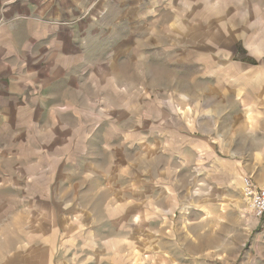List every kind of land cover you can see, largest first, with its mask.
I'll return each mask as SVG.
<instances>
[{"label": "clouds", "instance_id": "obj_1", "mask_svg": "<svg viewBox=\"0 0 264 264\" xmlns=\"http://www.w3.org/2000/svg\"><path fill=\"white\" fill-rule=\"evenodd\" d=\"M262 89L264 0H0V264H264V139L225 116Z\"/></svg>", "mask_w": 264, "mask_h": 264}, {"label": "rangeland", "instance_id": "obj_2", "mask_svg": "<svg viewBox=\"0 0 264 264\" xmlns=\"http://www.w3.org/2000/svg\"><path fill=\"white\" fill-rule=\"evenodd\" d=\"M223 94L225 93H222V95ZM227 94L232 95V93ZM261 94L264 95V89L261 90ZM236 97L238 109L225 113V116L231 117V120L228 123L229 136L233 141L231 151H235L239 146V142L247 139L248 137H254L256 140L264 139V131H261V129H264V108H261L258 111L257 109L259 106L245 100L244 96L240 93H236ZM241 101L243 102L241 103ZM225 116L220 117V121L217 125L218 132L223 131L225 128ZM192 124L193 121L189 119L186 123H184L183 127H180L178 125L175 129L170 130L171 132L169 131L168 133H166V135H169L177 144L182 145V152L191 153L197 156L199 155L197 149L203 150V146L207 145V147L215 153V157H212L208 153L205 154V169L227 166L231 160V157L225 153L222 146L223 142L217 141V137L215 134L212 135L211 140H209L208 136L201 135L202 132L206 131V129L204 128H201L200 132H192L188 130ZM141 148V145H136L134 149L130 150V152L138 153ZM260 171L261 169H256L257 176L259 175ZM63 186L65 188L68 187L65 184ZM53 188H55V185ZM87 191H89V189L87 188L81 190L82 193H85ZM228 191L230 192V189ZM220 192L225 195L227 194L224 192V189H222ZM81 199H83V196H81ZM45 202L48 208L50 202ZM71 211L72 210L70 209L69 212ZM223 223L224 218L220 217L217 227H219V225ZM61 231H63V229H61ZM135 254H141V250L138 247L135 250ZM69 255H72V253H69ZM128 264H132V262L129 261ZM136 264H139L138 260L136 261Z\"/></svg>", "mask_w": 264, "mask_h": 264}, {"label": "crops", "instance_id": "obj_3", "mask_svg": "<svg viewBox=\"0 0 264 264\" xmlns=\"http://www.w3.org/2000/svg\"><path fill=\"white\" fill-rule=\"evenodd\" d=\"M170 131V130H169ZM171 132V131H170ZM171 134V133H169ZM221 167V166H220ZM218 167V168H220ZM58 177H59V172L57 173ZM223 177H220L219 180L222 182L223 181ZM71 183H74L75 182V178H73L71 181ZM68 183L69 182H65L64 184L66 186H68ZM55 184H53V187H54ZM222 189H220L221 191ZM40 199V197H36V201H37V204L38 205H42V206H45V210L47 211L48 208H47V204L45 202V200H42ZM15 223L20 225V224H24V223H28L29 225L33 223V217L32 215H29L28 217H25L23 213H20L18 215L15 216ZM32 235L34 236H39L41 235L40 232H35V233H32ZM0 243H3V221H0Z\"/></svg>", "mask_w": 264, "mask_h": 264}]
</instances>
